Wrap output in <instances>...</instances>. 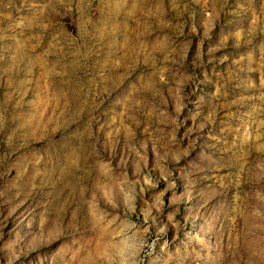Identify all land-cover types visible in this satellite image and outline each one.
<instances>
[{"label": "rangeland", "instance_id": "rangeland-1", "mask_svg": "<svg viewBox=\"0 0 264 264\" xmlns=\"http://www.w3.org/2000/svg\"><path fill=\"white\" fill-rule=\"evenodd\" d=\"M0 264H264V0H0Z\"/></svg>", "mask_w": 264, "mask_h": 264}]
</instances>
